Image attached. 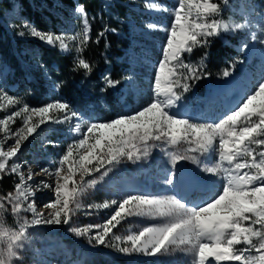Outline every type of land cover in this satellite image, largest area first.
<instances>
[{"label":"snow or ice","instance_id":"obj_1","mask_svg":"<svg viewBox=\"0 0 264 264\" xmlns=\"http://www.w3.org/2000/svg\"><path fill=\"white\" fill-rule=\"evenodd\" d=\"M222 2L227 5L228 0ZM146 6L167 11L154 3ZM76 11L82 17V38L65 33H43L35 28H31L30 34L50 46H58L61 52L69 51V42L79 38L76 51L80 53L89 40L91 26L84 6L78 5ZM220 11V4L214 0H177L172 11L174 21L165 29L168 34L162 48V59L157 65L151 101L142 109L111 121L92 122L83 132L81 125L76 124L74 131L81 133L80 138L68 146L55 171L41 169L55 177L54 188L45 180L36 185L38 190L52 189L55 193V201L45 204L46 208L53 210L47 217L37 213L36 194L27 183L36 173L28 171L25 180L18 154L22 152L23 142L41 125L49 121L65 123L77 113L69 112L68 104L57 101L39 108L24 104L0 118V131L4 133V138L0 139V179L5 174L19 177L12 192L0 195V209H5L6 202L14 215L21 212L33 215L30 221L23 219L18 230H11L0 222V264H12L14 259H20L19 250L27 239V228L41 224L68 225L76 236H87L89 243L114 247L125 254L155 257L180 249L193 256V264H264V80L258 82L256 90L218 122H194L170 111L181 99L177 89L188 92L193 87L192 82L210 75L203 71L208 53L198 65L185 63L183 57L196 47H207L209 37L218 35L221 30H229V25L222 21L209 20ZM252 38L256 39L255 34ZM77 67L84 69L86 74L92 71L84 58L77 60ZM229 75L228 70L223 72L224 77ZM105 80L109 87L119 83L107 76ZM0 101H3L0 109L21 104V101L2 92ZM52 113L65 115L61 119L53 117ZM18 117H22L23 126L13 131L10 123ZM8 139L13 143L5 147ZM164 144L172 147L187 145L183 153H172L173 167L181 160L197 162L191 153L215 156V161L206 165L203 171L221 178L222 184L216 194L199 203H189L174 194L129 195L119 202L112 200L92 206L97 209L115 207L103 224L83 228L71 226L72 216L80 209L84 192L98 182L95 178L86 181L85 176L100 173L102 168L101 176H106L111 170L107 166L119 164L124 158L133 161L146 158L152 148ZM65 168L67 174L62 175ZM165 182L172 184L173 177ZM129 216L164 219L124 238L114 236L115 241L130 246L110 244L107 238L114 235L112 230ZM241 245L243 247H238Z\"/></svg>","mask_w":264,"mask_h":264},{"label":"rangeland","instance_id":"obj_2","mask_svg":"<svg viewBox=\"0 0 264 264\" xmlns=\"http://www.w3.org/2000/svg\"><path fill=\"white\" fill-rule=\"evenodd\" d=\"M105 1L109 4L113 2V0ZM230 1L228 0L227 5H231L232 2ZM127 2L130 3V9H132L127 17L129 19L128 27L131 37L130 43L132 44L130 52L134 69L130 71L126 78L127 85L119 92L122 93L121 103H123L122 100L126 99L127 102L131 98L136 102V105H141L140 109H142L153 97V82L157 65L160 62L154 63L149 60L143 52V47L146 45L151 46L158 53L160 60L162 59V48L166 43L168 34L165 29L169 28L174 21L172 11L177 6V0H127ZM149 3H154L163 9H167V11L149 9L146 6ZM77 6L74 10H68L67 14L59 15L63 24L56 31L43 33H65L66 35L82 38V17L76 11ZM237 11L244 13L242 22L238 24L243 27L237 29L230 24L228 31L221 30L218 35L238 36V31L242 32L243 64L232 72L228 78L224 77L222 81L221 78L211 79L210 83L212 85L207 87L204 92L206 98L200 100L197 104L192 98L196 90L199 91L202 82L207 79V76L204 79L192 82L193 87L188 92L177 89L181 93V99L174 108L170 109L177 116L199 123L218 122L230 111L237 108L248 95L252 94L256 90L258 82L264 80V43L261 42L264 40V0H241L238 2ZM19 13L20 10L16 2H12L11 7L4 11V24L11 34L21 40L40 42L44 47L56 49L58 53L64 56L70 55L72 60L77 63L82 53L76 51L79 38L69 42V51L61 52L58 46H50L46 42L39 40V38L33 37L30 34V30L33 27ZM87 17L90 24L93 16L87 13ZM148 25H155L156 27L149 28ZM253 34H255L256 39L252 38ZM88 35L90 37V32ZM84 47L85 45L83 49ZM25 53L28 57V62L37 71H40L39 75L47 82L48 99L44 102V105L31 106L29 98L34 93L23 89L20 85L17 86L9 82L8 72H10V69L0 56V92L21 101L19 105L0 109V118L18 110L24 104L30 108H39L52 102H63L57 93V86L53 82L51 72L39 64L36 53L29 49ZM200 62L198 61V63L191 65H198ZM139 65L144 67L145 70L136 68ZM137 76L141 80H138ZM111 90L113 91V88ZM100 93L107 94V91L99 89L98 95ZM37 101V103H40L41 99ZM0 103H3V101H0ZM123 105L124 115L133 113L127 103ZM119 106L120 103L117 104L115 102L113 107L110 108L103 103L98 105V110L105 115L116 114ZM69 112L75 111L69 107ZM75 113H77V116L72 117L65 123L58 124L49 121L41 125V128L33 136L23 142L21 146L22 152L18 154L25 180L27 181L28 171L36 173L33 179L27 181V183L32 186L36 194L37 213L42 214L44 217H47L49 212L53 211L46 208L45 204L55 201V193L52 189L41 188L38 190L36 185L39 181L45 180L53 185L54 188L55 177L41 171V169L55 171L58 167V161L66 153L68 146L80 138L81 133L74 131L76 124L79 123L81 125V132H83L86 131L88 124L101 122L96 120L95 115H91L93 113L91 109L86 114ZM51 115L63 119L65 114L52 113ZM14 119L15 122L10 123V128L13 131L23 126L22 117ZM3 138L4 133L0 131V139ZM12 143L13 140L8 139L5 147ZM186 147L187 145L172 147L164 144L163 146L152 148L146 158L135 161L124 158L119 164L107 166L111 170L106 176H101L104 168L101 169L100 173L93 172L91 176H85L86 181L95 178L98 182L94 187L87 188L84 192L80 199L81 207L72 216L71 226L83 228L88 225L103 224L114 212L115 207L97 209L92 206L111 202L112 200L119 202L129 195L164 196L174 194L189 203H199L203 199L214 196L219 190L222 180L220 177L205 173L203 168L214 162L215 156L191 153V155L196 157L197 162L190 159L181 160L173 167L171 161L172 153H183ZM181 162L184 163L183 166H180ZM11 163L9 161V164ZM93 164H95V161ZM66 174L65 168L62 175ZM170 176L173 177L172 184L165 182ZM4 178H10L15 184L19 182V177L16 174H5L0 181ZM203 186H207L208 190L202 192ZM6 194L0 188V195ZM32 218L33 215L30 212H21L19 215H14L6 202L5 209H0V222L11 230H18L19 224L22 223L23 219L30 221ZM163 219L162 217L148 216L126 217L112 230L114 235L110 234L107 240L110 244L130 246V244L115 241L114 236L124 238L128 234L138 233L145 226L159 224L163 222ZM257 227L259 226L257 225ZM26 233L27 239L24 241L23 248L19 250L21 258L18 260L14 259L12 264H193V256L180 249L170 250L164 255L157 254V256L152 257L137 253L125 254L114 247L98 246L94 243H89L87 236H76L69 230V226L64 224L30 225ZM238 247H243V245Z\"/></svg>","mask_w":264,"mask_h":264},{"label":"trees","instance_id":"obj_3","mask_svg":"<svg viewBox=\"0 0 264 264\" xmlns=\"http://www.w3.org/2000/svg\"><path fill=\"white\" fill-rule=\"evenodd\" d=\"M240 1L231 0V5L225 6L222 0H215L214 2L220 4L221 11L218 15L210 17V20L215 19L235 27L242 22L244 15L237 11ZM12 2L18 4L20 16L33 28L42 32L56 31L63 24L59 15H65L68 10H74L76 5H83L93 19L90 22L89 41L80 58L90 63L91 73L86 74L84 69L78 68L70 55L64 56L56 49L44 47L40 42L21 40L11 34L4 24L3 16ZM129 4L127 0H113L110 4L105 0H0V56L10 72L13 71L8 72L9 82L34 93L29 98L31 106L44 105L47 101V82L39 75L40 71L28 62L25 51L29 49L36 53L39 64L51 72L53 82L57 86V93L75 112L86 114L91 109L93 112L91 115H95L97 121L108 122L117 118L115 116L125 114L123 111L125 103L131 107V112L139 110L142 106L136 105L131 98L127 102L124 99L121 103L122 93L119 92L127 85L126 78L134 69L127 17L132 10ZM238 34V36L209 37L207 47H196L191 54H184L183 59L188 64L198 63L205 53L209 54L203 71L210 75H207V79L202 82L199 91L196 90L194 93L192 99L196 104L206 98L204 92L212 85L211 79L221 78L222 81L225 70H228L231 75L243 64L244 53L241 46L243 36L240 31ZM143 52L154 63L160 61L158 53L151 46H144ZM136 68L145 70L141 65ZM106 76L119 83L115 87H109L105 80ZM138 76L136 78L141 80ZM99 89H104L107 94L98 95ZM40 99L41 102L37 103ZM115 102L120 103L116 114L105 115L99 112L98 105L104 103L112 108ZM14 186L15 183L10 178L0 181V188L6 193L12 192Z\"/></svg>","mask_w":264,"mask_h":264},{"label":"bare ground","instance_id":"obj_4","mask_svg":"<svg viewBox=\"0 0 264 264\" xmlns=\"http://www.w3.org/2000/svg\"><path fill=\"white\" fill-rule=\"evenodd\" d=\"M207 190H208V187H207V186H203V187H202V192H203V191H207Z\"/></svg>","mask_w":264,"mask_h":264},{"label":"water","instance_id":"obj_5","mask_svg":"<svg viewBox=\"0 0 264 264\" xmlns=\"http://www.w3.org/2000/svg\"><path fill=\"white\" fill-rule=\"evenodd\" d=\"M183 165H184V163H183V162H181V163H180V166H183Z\"/></svg>","mask_w":264,"mask_h":264}]
</instances>
